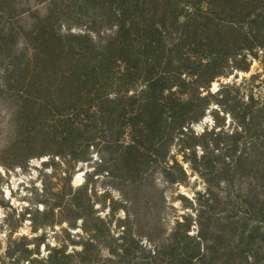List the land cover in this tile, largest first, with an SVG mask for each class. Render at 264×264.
Returning a JSON list of instances; mask_svg holds the SVG:
<instances>
[{"label":"trees","instance_id":"16d2710c","mask_svg":"<svg viewBox=\"0 0 264 264\" xmlns=\"http://www.w3.org/2000/svg\"><path fill=\"white\" fill-rule=\"evenodd\" d=\"M48 2L0 0V166L61 169L13 264H264V97L212 89L264 69V0ZM213 105L234 126L197 131ZM94 155L117 195L73 185ZM194 175L204 189L169 224V187Z\"/></svg>","mask_w":264,"mask_h":264},{"label":"rangeland","instance_id":"374dc122","mask_svg":"<svg viewBox=\"0 0 264 264\" xmlns=\"http://www.w3.org/2000/svg\"><path fill=\"white\" fill-rule=\"evenodd\" d=\"M24 5H34L41 12L47 8L49 0H20ZM77 14L72 16L69 23L75 25L74 30H81L88 24L87 18H76ZM264 69L258 61H254L250 71L239 72L228 78H221L212 84V89L217 90L220 84L236 81L237 85L241 86V90H251L257 96L264 97V85L261 79L264 77ZM252 74L259 75L254 81H251ZM219 109L217 105H213L208 110L207 115L195 125L197 131H202L206 127H212L215 122L224 125L225 128H232L234 122L229 113L222 110L214 112ZM5 106L0 101V149L5 145L8 139V131L6 128V113ZM217 114V115H216ZM216 115V116H215ZM48 157L34 158L30 163L24 167H17L10 170L4 169L0 166V264H13V259L9 254V247L12 253L29 246L34 247L37 240L34 237L43 234V227H40L36 232L33 231V225L42 223L43 218L41 210L43 204L41 201L44 199V188L46 185H51L53 182L58 181L61 177L58 169L55 170L53 165H45ZM48 166V167H47ZM105 166L100 165V160L97 155L87 162L78 164L75 170L73 185L77 186L85 181H90L91 185L102 192L106 189L113 190L114 182L107 177V172L104 170ZM100 170L101 172L94 174V171ZM204 189V182L197 175L192 176L189 186H171L168 189V197L170 208L167 209L166 220L170 224L176 217L187 211L183 206V199L180 194L193 197L194 192ZM113 193L117 195L116 190ZM174 197V198H172ZM27 236V239H23ZM44 251V246L41 247Z\"/></svg>","mask_w":264,"mask_h":264}]
</instances>
